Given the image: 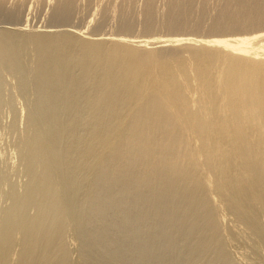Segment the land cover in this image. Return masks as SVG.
Listing matches in <instances>:
<instances>
[{
	"label": "bare ground",
	"instance_id": "6f19581e",
	"mask_svg": "<svg viewBox=\"0 0 264 264\" xmlns=\"http://www.w3.org/2000/svg\"><path fill=\"white\" fill-rule=\"evenodd\" d=\"M11 1L0 264H264V0Z\"/></svg>",
	"mask_w": 264,
	"mask_h": 264
},
{
	"label": "rangeland",
	"instance_id": "374dc122",
	"mask_svg": "<svg viewBox=\"0 0 264 264\" xmlns=\"http://www.w3.org/2000/svg\"><path fill=\"white\" fill-rule=\"evenodd\" d=\"M12 1H13V0H12ZM12 1H11V2H12ZM26 3H27V2H26ZM26 3L24 4V6H22V7H23V10H22V7L20 8V10H19V13H20V14H19V13H18L17 15H15V14H11V15H9V14L6 15V14H4V15H6V18H5L4 15L2 16L3 13H0V17H2L3 20H6V22L8 21V26H6V27H10V26H11V23H12L11 21H13V24H15V20H13L12 15L14 16V18H15V16L17 17V21H18V22L20 21L19 18H20V19L22 18V20L20 21L22 24H25V21L27 20L26 18L29 19V18L31 17V20H32V21L29 19L30 22L33 23V25H38V26H39L40 24H42V21H43V19H44V16H42L43 18L41 17V15H44V13H43V12H45L44 10H46V12H45V18H46V20L43 21V24H44V23H46V24L48 23V24H49L48 16H46V14H47V6H46L45 4H44L45 6H44L43 4H41V6L36 5L37 7L39 6L38 9H37L36 7L33 6L35 9H34V8L32 9L33 12H31V11L29 10V11H30V14H29V12L27 13V10H28L29 7L26 6ZM94 3H95V2H94ZM27 4H28V5L30 4L29 1H28ZM91 4H92V3H91ZM91 4H90L89 7H88V5H87V8H88V13H87V14H88V15L86 14L87 10H85V8H86V7H85L83 10L85 11L84 13H85L86 15L83 14V10H81L82 13H81V11L78 12L79 14L81 13L80 16H79L78 13H76V14H78V15L76 16V14H75V16H76V18H75L74 14H73V16H72L71 19L74 20V24H73V21L71 22V20L68 22V23H70V24H68V23H67V24H68V25H71V24H72L73 26H81V25H82V26H86V24H87L86 21L89 20V19L91 18L90 15L92 16V14L94 13V11H95V9H96V7H93V4H92V7L95 8L94 11H93V13H92V9H93V8L91 9ZM29 6H30V5H29ZM43 6H44L46 9H44ZM25 7H27V8H25ZM40 7H42V10H41ZM39 8H40V9H39ZM26 9H27V10H26ZM43 9H44V10H43ZM34 10H35V12H34ZM36 10H38V12H39L40 10H41V12H42V11H43V12H42V14H41V12L37 13ZM23 11H25V13H24ZM21 13H22V14H21ZM33 13H34V15H33V16H30V15H32ZM24 14H27V16H26V15L24 16ZM89 14H90V15H89ZM20 15H21V16H20ZM22 16H23V17H22ZM28 16H30V17H28ZM84 16H85V17L88 16L89 18L87 19V18H85ZM3 17H4V18H3ZM38 17H39V18H38ZM23 18H25L26 20L23 19ZM41 18H42V19H41ZM82 18H83L84 21L81 20ZM2 19H1V20H2ZM15 19H16V18H15ZM78 19L80 20L79 22H78ZM3 20H2V22H3L4 26H3V24H1V23H0V24H1L3 27H5V25H7V24L4 23L5 21H3ZM23 20H25V21H23ZM17 21H16V24H17ZM20 22H19V23H20ZM39 22H40V23H39ZM88 22H89V21H88ZM19 23H18V25H19ZM21 23H20V24H21ZM75 24H79V25H75ZM0 27H1V26H0ZM59 28H60V29H65V28L67 29V26L59 27ZM59 28H58V29H59ZM4 79H6V78L4 77ZM6 80H7V79H6ZM6 80H4V81H6ZM7 90H8V92H7ZM2 91H5V92H2V94H3L4 97H7V98H13V97H14V95H13V91L11 92V88H9L8 86H6V88L4 87V88L2 89ZM6 93H7L9 96H8ZM10 96H11V97H10ZM12 96H13V97H12ZM14 103H15V102H14ZM15 106H16V105L14 104V106L12 105V107H13L14 109L11 108L12 111H14V113H13L11 110H8V112H7V109H5L6 112L9 113V116H8V114H6V116H5V113H6L5 110H4V111L1 110L2 112H0V114L2 115V118H3V120H2V118H0L1 121L6 120V121H4V123H3V125H5V127H6V129H5V127H4L3 125H2V126L0 125V129H2V127H4V129H5V130H0V134H2L3 131H4V134H3L4 137H3V135H2V137H0V138H1L0 140H3V141H0V149H2L1 147L3 146V147H4L3 149H5L4 152H5V153L8 152L6 155H4V153H3V157L6 156L7 159H6V158H5V159L8 160V161H10V162H11V160H9V159L11 158V156H12V157L15 156L14 153H13L14 151H13V149H12V148H13V145H14V142H13V141L15 140V134L13 133L12 130H10V129L8 128V123H9L8 121H9V120L12 121V119L10 118L12 113H13L12 116L14 115V116H13V119H14V117L16 118V115H15V112H16L15 110H16V108H15ZM3 109H4V108H3ZM9 111H10V112H9ZM1 115H0V116H1ZM3 116L7 117V119H6L5 117H3ZM1 123H2V122H0V124H1ZM20 127H21V126H20ZM8 130L10 131V134H9V131H8ZM11 133H13V136L11 135ZM6 135H7V136H6ZM10 135L13 137V139H11L12 137H10ZM0 136H1V135H0ZM5 136H6V140H7V141H8V139H10V140H9V143H10V141L13 143V144L10 143L11 146H9L10 144H9L8 142L5 143L6 140H5V142H4V138H5ZM8 136H9V138H8ZM7 138H8V139H7ZM1 143H3V145H2ZM1 145H2V146H1ZM6 145H7L8 147L5 148ZM11 147H12V148H11ZM10 148H11V151H10ZM3 149H2V150H3ZM2 150H1V151H2ZM8 150H9V151H8ZM2 152H3V151H2ZM9 152H10V153H9ZM11 153H12V154H11ZM8 154H9V155H8ZM13 155H14V156H13ZM9 156H10V157H9ZM15 157H16V156H15ZM15 157H14V158H15ZM13 160H15V161L17 162L16 159H12V161H13ZM10 162H9V163H10ZM2 163H3L2 165H5V166H8V164H9V163L7 164V162L4 160V158L2 159ZM4 163H5V164H4ZM22 182H23V179H22Z\"/></svg>",
	"mask_w": 264,
	"mask_h": 264
}]
</instances>
